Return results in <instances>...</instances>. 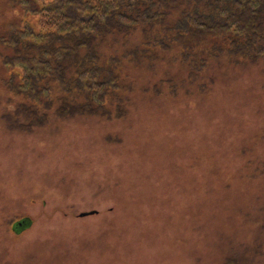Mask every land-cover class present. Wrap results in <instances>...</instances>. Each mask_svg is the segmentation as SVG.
Here are the masks:
<instances>
[{"label":"rangeland","instance_id":"1","mask_svg":"<svg viewBox=\"0 0 264 264\" xmlns=\"http://www.w3.org/2000/svg\"><path fill=\"white\" fill-rule=\"evenodd\" d=\"M157 67L122 117L23 127L0 64V264H264V53L200 90Z\"/></svg>","mask_w":264,"mask_h":264},{"label":"trees","instance_id":"2","mask_svg":"<svg viewBox=\"0 0 264 264\" xmlns=\"http://www.w3.org/2000/svg\"><path fill=\"white\" fill-rule=\"evenodd\" d=\"M7 2L2 81L23 127L52 113L122 117L137 69L162 65L167 82L200 90L212 65L264 53V0Z\"/></svg>","mask_w":264,"mask_h":264},{"label":"water","instance_id":"3","mask_svg":"<svg viewBox=\"0 0 264 264\" xmlns=\"http://www.w3.org/2000/svg\"><path fill=\"white\" fill-rule=\"evenodd\" d=\"M85 214V213H82V215Z\"/></svg>","mask_w":264,"mask_h":264},{"label":"bare ground","instance_id":"4","mask_svg":"<svg viewBox=\"0 0 264 264\" xmlns=\"http://www.w3.org/2000/svg\"><path fill=\"white\" fill-rule=\"evenodd\" d=\"M156 94H158V93H156ZM95 114V113H94Z\"/></svg>","mask_w":264,"mask_h":264}]
</instances>
